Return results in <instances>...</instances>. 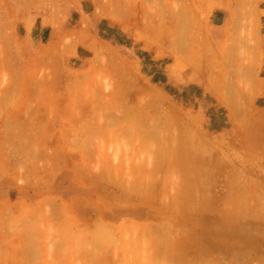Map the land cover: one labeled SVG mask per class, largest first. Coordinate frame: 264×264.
Wrapping results in <instances>:
<instances>
[{
  "label": "rangeland",
  "instance_id": "1",
  "mask_svg": "<svg viewBox=\"0 0 264 264\" xmlns=\"http://www.w3.org/2000/svg\"><path fill=\"white\" fill-rule=\"evenodd\" d=\"M222 73L264 81V0H0V264H129L110 157H60L70 112L139 91L204 105ZM243 229L264 262V226Z\"/></svg>",
  "mask_w": 264,
  "mask_h": 264
},
{
  "label": "crops",
  "instance_id": "2",
  "mask_svg": "<svg viewBox=\"0 0 264 264\" xmlns=\"http://www.w3.org/2000/svg\"><path fill=\"white\" fill-rule=\"evenodd\" d=\"M220 76L222 92L200 106L139 91L137 103L70 112L60 157H110L107 192L123 209L129 264H264L260 233L243 229L264 226V81L232 91ZM101 124L102 142L88 130Z\"/></svg>",
  "mask_w": 264,
  "mask_h": 264
}]
</instances>
